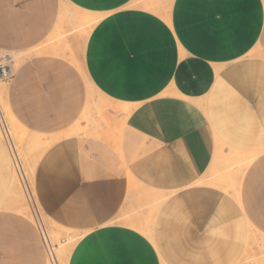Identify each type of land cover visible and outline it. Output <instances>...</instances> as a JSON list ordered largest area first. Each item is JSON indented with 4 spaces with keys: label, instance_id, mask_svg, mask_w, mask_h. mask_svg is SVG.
<instances>
[{
    "label": "crops",
    "instance_id": "1",
    "mask_svg": "<svg viewBox=\"0 0 264 264\" xmlns=\"http://www.w3.org/2000/svg\"><path fill=\"white\" fill-rule=\"evenodd\" d=\"M76 13L98 18L80 65L21 60L7 96L49 142L36 191L80 234L67 264H235L245 224L264 234V154L239 205L195 183L218 140L264 151V0H0V50L39 46ZM13 175L0 137V264H48L37 225L12 207ZM142 191L167 195L152 221L127 214Z\"/></svg>",
    "mask_w": 264,
    "mask_h": 264
},
{
    "label": "rangeland",
    "instance_id": "2",
    "mask_svg": "<svg viewBox=\"0 0 264 264\" xmlns=\"http://www.w3.org/2000/svg\"><path fill=\"white\" fill-rule=\"evenodd\" d=\"M97 20V17L85 14L76 13L75 16H70V18L69 15L64 14L62 23L39 46L23 51H14L13 53L0 50V65H5L8 70L7 77L0 76V137L7 143L12 155L14 175L10 196L16 205L25 203L29 207L30 214L26 215L33 221H35L34 205L36 210H39L50 241L55 247L59 264H67L69 253L79 239L80 234L59 226L43 210L36 191L35 169L49 142L45 136L38 135L22 127L15 120L11 111L14 121L8 117L6 112L7 106L9 108L7 100L8 82L13 71L19 66L20 61L22 60V63L34 55L61 54L69 56L76 64H79L78 60L83 54L82 44ZM262 154H264V151L241 150L218 140L214 158L209 168L195 184L213 188L220 195L233 200L239 205L240 192L246 173ZM166 198L167 195L165 194L142 191L135 199L136 208L131 209L127 214L138 216L143 220L149 218L152 221ZM138 224L143 232L153 235V228L150 227L148 222L145 225L140 222ZM245 228L248 240H246L244 252L238 256L235 264H264V234L252 224H245ZM48 264L50 263L48 262Z\"/></svg>",
    "mask_w": 264,
    "mask_h": 264
},
{
    "label": "built area",
    "instance_id": "3",
    "mask_svg": "<svg viewBox=\"0 0 264 264\" xmlns=\"http://www.w3.org/2000/svg\"><path fill=\"white\" fill-rule=\"evenodd\" d=\"M8 70L6 69L5 65H0V76L2 77H7L8 76ZM12 75V74H11ZM11 77V76H10ZM35 211L34 212V222L37 225L38 229L40 230L43 238H44V242L46 244V248H47V257H48V262H50V264H59L58 258H57V254L55 251V247L50 243V241L47 239L46 237V227L45 224L42 220V217L39 213V210H36V207L34 205Z\"/></svg>",
    "mask_w": 264,
    "mask_h": 264
},
{
    "label": "bare ground",
    "instance_id": "4",
    "mask_svg": "<svg viewBox=\"0 0 264 264\" xmlns=\"http://www.w3.org/2000/svg\"><path fill=\"white\" fill-rule=\"evenodd\" d=\"M17 58V57H16ZM17 61L19 62V59L17 58ZM18 64V63H17ZM6 112H7V114H8V117L11 119V120H13V117H12V115H11V113H10V110H9V108H8V106H7V108H6ZM14 121V120H13ZM229 160V159H228ZM15 183V182H14ZM239 195V194H238ZM14 209H17L18 211H20V212H23V213H25V214H27V215H29L30 214V209H29V207L24 203H21L20 205H13L12 206ZM33 208V207H32ZM153 230V229H152ZM151 236V235H150ZM46 237H47V239L50 241V238H49V235H48V233L46 232ZM50 243L52 244V242L50 241ZM50 263V262H49Z\"/></svg>",
    "mask_w": 264,
    "mask_h": 264
}]
</instances>
